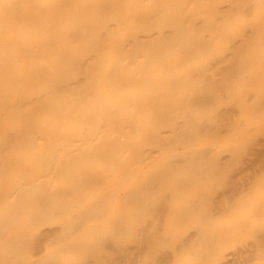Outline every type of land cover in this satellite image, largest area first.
<instances>
[{
    "label": "bare ground",
    "instance_id": "obj_1",
    "mask_svg": "<svg viewBox=\"0 0 264 264\" xmlns=\"http://www.w3.org/2000/svg\"><path fill=\"white\" fill-rule=\"evenodd\" d=\"M145 2L0 0V264H74L75 252L83 258L77 264H177L184 258L189 264H253L254 250L264 256V226L257 220L262 210L241 216L242 234L256 236V243L244 258L224 261L218 257L226 236L219 220L232 218L233 204L223 207L204 195L193 217L195 201L184 197L182 181L203 193L210 172L213 181H227L234 200L255 201L252 187L264 181V164L245 186L225 180L226 164L206 147L225 128L216 119L208 130L204 124L212 123L200 116L211 99L209 68L194 85L179 62L168 76L153 66L177 44L189 55L221 39L236 50L223 56L221 79L213 80L227 90L230 76L247 66L258 69L264 0ZM139 3L155 24L192 29L151 43L139 35ZM244 10L259 13L249 32L234 24ZM112 13L116 26L110 25ZM222 24L233 30L228 41L220 34L201 36ZM263 77L264 70L243 74L238 89ZM136 83L144 84L143 94L133 90ZM177 93L183 94L184 132L173 112ZM154 145L182 152V158L156 159ZM52 220L60 226L39 239L32 224ZM189 225L198 229L186 232Z\"/></svg>",
    "mask_w": 264,
    "mask_h": 264
},
{
    "label": "rangeland",
    "instance_id": "obj_2",
    "mask_svg": "<svg viewBox=\"0 0 264 264\" xmlns=\"http://www.w3.org/2000/svg\"><path fill=\"white\" fill-rule=\"evenodd\" d=\"M61 1V0H56ZM221 5L225 4L230 0H221ZM234 3H241V0H233ZM141 3V2H140ZM138 4L135 7V17L139 21L141 26L139 30V35L146 38L151 43L157 44V40L160 38L172 35V34H183L192 29V26L184 28L180 25L169 26L164 25L161 22L156 24L153 22L152 15L149 14L147 7L143 4ZM146 4L150 5V0H146ZM244 6V5H243ZM114 18L110 21L111 26L117 25V16L111 14ZM258 11L244 10L237 14L234 24L240 27L239 30L243 32H249V26L251 23L258 18ZM203 21V18L198 20ZM205 23H201L198 27L204 26ZM129 31H124V35H129ZM233 33L232 28L229 25L222 24L219 30L214 29L213 31L204 29L201 36L206 35L210 37L211 35L217 37L220 34V38L227 40L231 37ZM197 38V36H191ZM218 44L215 46H208L202 48H194L195 52L193 54L187 55L181 44L178 45V49L173 52L172 55L165 57L160 63L154 64L157 67V71L164 73L166 76L175 74L173 71V66L176 65L175 62H179L180 69L191 77L193 84L196 85L198 79L202 76V69L204 66L209 68L208 72V83L207 87L210 91V103L206 106L200 107L201 118L204 122H211L212 124H204L206 129H212L214 127L213 121L220 119L224 125V131L221 136L211 138L206 141L208 146L213 148L221 161L226 164V176L230 177L233 182H236L238 186H245L247 182V176L251 175L256 171L259 165L264 164V77L260 80L254 81L250 88L244 91H240L238 88L241 83V76L253 77L256 76L259 71L262 75L264 70V49H261L257 56V66L246 67L240 73H235L229 78L230 86L227 87L229 90L232 87V91L228 93L227 90L218 89L214 86L213 80L221 79L220 66L223 64V56L236 52L233 45L227 44L222 45L221 39L217 41ZM140 59L146 60L143 54H140ZM241 62L244 64L246 62L245 57L241 56ZM175 61V62H174ZM133 90L137 93L143 94L146 88L143 83H136L133 86ZM183 98L182 93H177L175 95V100L178 103L173 108V112L180 118V123L185 124L183 132L187 129V122H185L183 115V107L179 104L180 100ZM140 130V129H139ZM162 130L170 134V131L166 127H162ZM231 131V132H230ZM234 131V132H233ZM244 133V134H243ZM208 136L206 135V138ZM148 139H146L147 141ZM192 147V146H191ZM190 147V148H191ZM205 145L203 148H206ZM183 147H179V151ZM153 157L160 160H166L172 158L181 159L182 152L169 153L168 150H161L158 146L154 145L151 148ZM238 157V158H237ZM261 157V158H260ZM260 159V160H259ZM263 162V163H262ZM185 173L188 169L185 168ZM210 179L209 186L202 192L198 189L196 183L189 181H182L185 189L184 197L188 200L195 201V207L191 212L193 217L198 215L199 203L203 196H210L212 200L216 201V204L220 206H228L233 204V209L235 210L231 219H221L219 220V225L224 228L226 236L218 242V257L224 261H229L235 259L237 256L242 255L243 258L246 255L248 249L252 248V245L256 243V236L252 234L245 233L242 234L240 230L241 216L248 212L255 211V213L261 211L257 220L261 222L264 226V181L259 185H254L252 187L253 198L255 201L249 199L234 200L227 194L229 186L227 181L219 182L218 180L213 181L212 172L209 173ZM250 177V176H249ZM264 179V178H263ZM251 189V188H250ZM33 229L37 230L36 234L39 239L42 234L48 229L57 228L60 226L59 221H39L38 223L32 224ZM113 224L107 226V229H112ZM198 227L189 225L186 228V232L194 233ZM138 253V252H137ZM136 255V250L132 251L131 257ZM260 250H254L253 264H264V256H261ZM39 254H36L34 258H38ZM72 263L77 264L82 261L80 252H75L70 257ZM177 264H189V260L184 258Z\"/></svg>",
    "mask_w": 264,
    "mask_h": 264
}]
</instances>
